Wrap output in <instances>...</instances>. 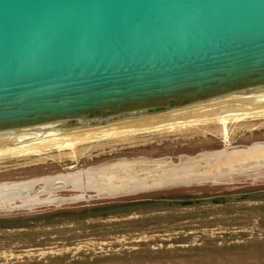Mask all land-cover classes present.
<instances>
[{"label":"water","instance_id":"water-1","mask_svg":"<svg viewBox=\"0 0 264 264\" xmlns=\"http://www.w3.org/2000/svg\"><path fill=\"white\" fill-rule=\"evenodd\" d=\"M257 154L264 0H0V171Z\"/></svg>","mask_w":264,"mask_h":264},{"label":"rangeland","instance_id":"rangeland-1","mask_svg":"<svg viewBox=\"0 0 264 264\" xmlns=\"http://www.w3.org/2000/svg\"><path fill=\"white\" fill-rule=\"evenodd\" d=\"M214 158L0 171L3 184L83 170L78 181H53L44 191L34 193L43 184L38 181L27 194L23 188L0 192V216L14 217L0 225V264H264V155H252L247 164L236 158L238 164L219 176L182 179L194 160L209 162L198 172L214 173L211 166L225 162ZM174 172H181V181L151 184L152 176ZM52 193L71 198L23 203ZM113 200L138 203L130 210L78 215Z\"/></svg>","mask_w":264,"mask_h":264},{"label":"bare ground","instance_id":"bare-ground-1","mask_svg":"<svg viewBox=\"0 0 264 264\" xmlns=\"http://www.w3.org/2000/svg\"><path fill=\"white\" fill-rule=\"evenodd\" d=\"M256 159V158H255ZM262 159V158H261ZM235 160V159H234ZM154 161H167V159H162V160H153ZM203 162V161H202ZM233 161L232 160H229L228 158L225 160V163H221V164H218L215 163L214 165H212L211 167H214L215 170H212L214 173H209L207 172V169L206 170H203L202 172H183L182 174L184 175V177L182 176L181 172H178V173H175V174H167L165 177H160L159 179L157 178H153V176L150 178L153 182L151 184H163V183H170V182H178V181H181V176H182V179L184 180H191V179H194V178H199V177H213L215 174L218 173V170H222V169H226V167L230 166V165H233L232 163ZM240 162V160H239ZM257 162V161H255ZM116 164H122V163H127V162H115ZM209 163V162H208ZM263 163V162H262ZM242 164V163H240ZM260 165V164H258ZM186 165H181L179 166V168H183L185 167ZM178 167V166H177ZM165 168V167H164ZM173 168H176V167H173ZM197 168V167H196ZM168 169L169 168H165V170L168 172ZM78 173L80 174H83V170H76L74 174V176H69V175H59V176H54V177H48V176H45L43 178H40V179H33V180H28V182H24V181H16V182H12V183H3V184H0V192H4V191H18L20 190L21 188H26V187H29L30 185H32L33 183H35V181H39V182H42V183H45V184H49L53 181H69L71 183H73L74 180L78 181V178L79 176ZM86 173V172H85ZM219 174V173H218ZM141 183H144L145 184V179L143 178L141 181ZM73 185V184H72ZM76 185V184H75ZM68 198H71V197H66V196H57V201H61V200H65V199H68ZM54 201V200H53Z\"/></svg>","mask_w":264,"mask_h":264},{"label":"trees","instance_id":"trees-1","mask_svg":"<svg viewBox=\"0 0 264 264\" xmlns=\"http://www.w3.org/2000/svg\"><path fill=\"white\" fill-rule=\"evenodd\" d=\"M213 199L221 200V198H218V197H214ZM188 201L189 200H183L182 202H188ZM136 203H138L137 200H131V201H120V200L114 201L113 200V201L101 203L100 205H97V206L84 207L82 208V210L78 211L79 212L78 215L83 217L84 214H87V213L91 215L95 213H99V214L114 213L126 207H130L126 209V210H130L132 209L133 206L136 205ZM13 218L14 217L12 215L11 216L10 215L0 216V225L9 224Z\"/></svg>","mask_w":264,"mask_h":264}]
</instances>
